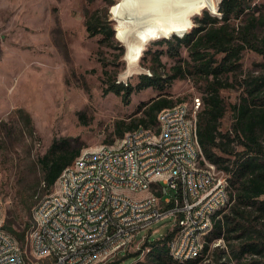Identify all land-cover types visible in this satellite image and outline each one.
<instances>
[{"label": "rangeland", "instance_id": "1", "mask_svg": "<svg viewBox=\"0 0 264 264\" xmlns=\"http://www.w3.org/2000/svg\"><path fill=\"white\" fill-rule=\"evenodd\" d=\"M110 1L0 0V202L5 213L4 224L15 229L24 228L27 222L30 224L27 237L31 236L36 224L35 206L59 183L57 181L50 188L42 183L30 191V194L35 191L31 197L33 206L31 214L24 215V221L17 189L38 183V157L47 151L53 138H71L74 144L80 146L81 152L84 148L100 144L123 142L130 131L121 137L118 123L123 121L126 126L140 117V103L159 93L157 89L149 87L134 92L129 102L116 93H105V65L112 70V74L118 73L119 80L137 84L140 74L151 73L149 67L156 65L153 60L156 54L160 55L163 63L160 69L164 72L171 71V67L179 62L189 61L193 64L187 47L182 46L179 55H174L176 48L161 43L163 39L150 41L142 56L136 54L132 47L142 45L145 48L144 33L149 28L164 33L182 27L191 13L188 10L196 0H148L146 3L143 0H122L126 2L122 6L118 5L121 0H112L113 4ZM246 1L248 14L233 17L232 24L241 23L249 17V12L264 11V0ZM95 11L99 12L98 15H109L112 20L115 36L109 43L102 41V34L92 36L88 31L87 20ZM121 17H126L130 25L134 23L131 19H136L135 26L122 28L131 35V41H125L126 37L117 33V27L124 22ZM263 40L264 24L259 23L252 41L263 46ZM172 42L175 44L174 36ZM121 45L124 53L121 52ZM127 55H136V65L138 70L143 69L141 72L130 67ZM223 55L219 53L216 56L221 60ZM189 68L194 72L192 66ZM246 78L248 97L251 96V89L261 84L262 88L254 92L256 100L249 99L250 105H261L264 101V55L250 47L242 52L241 68L221 76L223 82L233 83V86L220 90L226 105L221 124L223 130L232 126V105L240 101L245 93ZM206 84V77L194 72L175 79L167 91L171 93L174 105L182 102L188 104L194 116V99H204ZM202 106H199L197 113ZM21 109L30 115L32 125L22 117ZM174 223L173 217L160 219L141 231L138 239L145 233L150 240L158 239L167 234ZM261 223L264 221L261 220L258 226ZM0 227L4 228L3 223H0ZM145 242L121 251L107 264H138L145 261L148 251L143 247ZM217 248L228 251L230 245L215 239L210 242L208 252H201L196 257H201L199 261H188V264H216L214 252ZM24 250L31 264L47 263L33 255L28 239ZM228 264H238V261L233 257L228 259Z\"/></svg>", "mask_w": 264, "mask_h": 264}, {"label": "trees", "instance_id": "2", "mask_svg": "<svg viewBox=\"0 0 264 264\" xmlns=\"http://www.w3.org/2000/svg\"><path fill=\"white\" fill-rule=\"evenodd\" d=\"M110 3H114L112 0ZM126 4L118 2L119 6ZM246 0H221L219 10L222 16L209 17L205 12L203 18L196 17V27L178 39L175 35V44L171 39H163L169 48H176L174 55H179L182 46L188 48L193 64L189 61L179 62L171 67V71L164 72L159 54L153 57L156 65L150 66L151 73H142L137 84L118 79V73L105 65V93L113 92L121 95L127 102L132 94L152 87L159 91L158 95L148 101H142L138 106L141 116L124 126L123 121L118 123L120 136L138 127L155 128L158 124L160 110L174 104L171 93L167 91L177 78L187 77L188 74L198 72L207 79L202 108L197 113V131L205 158L227 173L228 188L232 202L218 210L214 218L213 227L206 235V242L202 252L210 249V242L222 238L228 242L230 249L215 251L216 264H228V259L235 258L238 264H264V101L261 105H250V98L255 99V91L261 89V84L254 86L248 97V78L245 79L246 90L241 100L232 105L233 123L230 129L221 128L222 118L226 113V105L220 90L223 87L233 86L232 82H223L221 76L225 73L236 72L241 68L242 52L250 47L264 55L263 46L253 43L255 31L259 23L264 24V11L262 13L249 12V17L239 24H232L233 17L239 18L248 9ZM95 11L87 20L90 35H103L102 41L109 43L114 39L115 32L109 15H98ZM120 14V13H118ZM117 33L131 41L130 34L125 29L117 27ZM142 48H144L142 46ZM124 53V47L120 46ZM219 53H223L218 60ZM188 63V66L185 64ZM194 68L191 70L189 67ZM138 68L139 67H135ZM143 70V69H142ZM142 70H138L141 72ZM134 72V70H131ZM200 105V106H201ZM27 123L32 125L31 117L24 110H19ZM33 128H31L32 132ZM81 148L68 137H54L47 151L38 157L39 181L30 186H21L17 189L20 196L21 214L30 215L33 202L30 194L39 184L50 188L57 184L62 172L73 163L80 154ZM38 172V171H37ZM229 212H226V209ZM20 212V213H21ZM5 214V213H4ZM3 227L10 231L19 240L22 248L27 237L30 224L27 222L22 229H15L9 224ZM178 228L174 226L167 234L155 240H147L143 247L149 248L146 260L138 264H188L201 259L180 261L174 258L169 242L176 235ZM29 242V239H28ZM30 243V242H29Z\"/></svg>", "mask_w": 264, "mask_h": 264}, {"label": "built area", "instance_id": "3", "mask_svg": "<svg viewBox=\"0 0 264 264\" xmlns=\"http://www.w3.org/2000/svg\"><path fill=\"white\" fill-rule=\"evenodd\" d=\"M198 108L197 97L193 118H197ZM159 116L170 121V133L158 137L160 126L155 127L157 148L148 147V136L135 134L133 144L116 141L82 149L89 150V157L80 159V154L77 156L78 170L85 172V179H93V186L85 192L70 189V171L66 168L62 172L61 186H56L35 206L34 223L44 215H52V223L38 227L37 236H28L33 255L50 264H76L81 263V257L73 259V251L81 249V256L101 253L99 264H107L121 251L149 240L146 233L138 239L139 233L166 217L175 218L174 226L182 220H197V228L176 234L169 242L170 247L183 252L203 251L207 234L199 233V223H214L215 213L232 202L228 176L221 167L211 168L210 161H203L195 126L187 129L184 110L174 111L173 104L160 110ZM161 143H168V150H161ZM107 147H114V155H107ZM191 150H199V161L187 164ZM135 155L145 156L141 171L155 176V186L140 184V176L127 172L125 159L134 160ZM183 175H190V186H183ZM116 183L137 188V193L145 194V201H137V197H128L124 192L114 196ZM62 184H69V191L57 196V187ZM148 187H156L155 196H148ZM81 195H89L90 203H81ZM100 214H107V226L96 228V218ZM3 217L0 202V223ZM70 235L87 236V243H70ZM4 238L0 237V264H31L19 241L12 239L11 252H4ZM14 248L22 249L24 260L13 258Z\"/></svg>", "mask_w": 264, "mask_h": 264}, {"label": "bare ground", "instance_id": "4", "mask_svg": "<svg viewBox=\"0 0 264 264\" xmlns=\"http://www.w3.org/2000/svg\"><path fill=\"white\" fill-rule=\"evenodd\" d=\"M148 0H143L146 3ZM150 1V0H149ZM151 2V1H150ZM154 2V0H153ZM193 7L188 11L192 12ZM133 16V15H132ZM120 17V16H119ZM134 17V16H133ZM124 22H122L123 27H133L136 25V19H131L134 21L133 24L130 25V21H126V17H121ZM128 19V18H127ZM132 23V22H131ZM132 49L136 51V54L140 53L142 49V45L133 46ZM136 57V55H135ZM133 55H127V59L129 61V65L132 69L137 67ZM128 74V72L126 73ZM199 106L202 103V98L198 97ZM197 105V97L194 99V107ZM185 107V108H184ZM184 116L187 120V129H194L197 132V119L193 118L190 106L186 103H178L174 105V111H183ZM160 126L158 128V137H165L170 133V121L165 118V116H159L158 114V124ZM140 134L141 136H148V147L157 148V140H156V128H146V127H138L134 130H131L126 134L123 138V142L126 144H133V135ZM161 150H168V143H161ZM107 155H114V147H107ZM89 157V150H83L80 153V159H87ZM203 161H209L203 155ZM199 161V150H191L187 156V164H194V162ZM211 168H218L219 166L210 161ZM145 165V156L143 155H135L134 160L125 159V167L127 172L131 173L133 176H140V184H147L148 186L156 185V178L154 175H149L148 171H141V167ZM67 171H70V189H77L78 192H85L90 189V186H93V179H85V172L83 170H78L77 157L73 161L71 165L67 167ZM59 186H61V179H58ZM182 184L183 186H190V175L182 176ZM64 191H69V184H62V187H58L57 196H64ZM124 192V195L128 197H137V201H145L144 193H137V188L135 187H126V183H116L113 186V195L121 196ZM141 194V195H139ZM156 195V187H148V196ZM81 203H90L89 195H81ZM52 223V215H44L40 216L37 220V223L34 226V229L31 232V236H37L38 227H47L48 224ZM107 226V214H100L96 218V228H103ZM213 227V222L199 223V233H208ZM178 230L176 234H185V231H190L197 228V220H182L181 224L177 226ZM0 237L4 238V252H11L12 248V239L14 241H19L15 236H13L10 232L0 227ZM70 243H87V236L80 235H70ZM202 250H189L188 252H183V250L178 249L177 247H172L173 256L180 260H191L196 258ZM81 263L76 264H99L101 261V253L90 252L85 253L81 256V249H74L73 251V259H80ZM13 258L15 260H24V253H22L21 248L13 249ZM46 264H50L47 262Z\"/></svg>", "mask_w": 264, "mask_h": 264}, {"label": "clouds", "instance_id": "5", "mask_svg": "<svg viewBox=\"0 0 264 264\" xmlns=\"http://www.w3.org/2000/svg\"><path fill=\"white\" fill-rule=\"evenodd\" d=\"M220 3L221 0H196V3L192 5L194 10L189 14L186 22L182 27L164 33H160L156 29L149 28L148 31L144 33L145 48H142L140 50L141 56L143 54V51L146 50L147 44L152 40L171 39L173 35H175L178 39H183L185 34L196 27L195 18H203L205 12L209 15V17H220L222 15V13L219 11ZM121 79H123V77H121Z\"/></svg>", "mask_w": 264, "mask_h": 264}]
</instances>
